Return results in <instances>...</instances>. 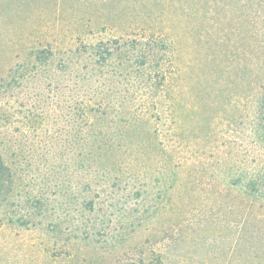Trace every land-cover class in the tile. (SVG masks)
Listing matches in <instances>:
<instances>
[{"label":"rangeland","instance_id":"374dc122","mask_svg":"<svg viewBox=\"0 0 264 264\" xmlns=\"http://www.w3.org/2000/svg\"><path fill=\"white\" fill-rule=\"evenodd\" d=\"M28 1L20 7L0 0V71L25 63L27 46L56 43V62L70 65L61 73L64 83H82L96 71L78 48L126 33L168 46L178 71L159 98L153 97L152 111L137 105L130 115L114 111L109 118L111 134L122 135L127 147L119 153L126 168L106 182L97 174L95 181L105 183L98 188L94 171L81 162L86 146L78 144L70 125L73 87L40 98L44 115L26 123L30 130L20 141L17 193L24 202L13 203L12 197L0 208V264H133L142 244L156 259L161 252L162 264H264V256L249 257L262 244L248 230L243 211L238 215L234 208L238 151L244 155L249 145L243 123L251 103L248 81L264 80V73L249 77L244 70L256 32L264 50V21L253 22L262 11L255 15L249 0ZM237 72L243 86L235 81ZM135 86L128 90L140 102L143 90ZM15 100L17 95L4 105L11 118L22 120ZM86 112L94 117L92 102ZM151 114L162 140L158 147L148 135L145 119ZM127 118L132 121L124 127ZM131 142L138 144L135 155ZM35 198L44 210L40 203L32 206ZM8 221L10 226H2ZM33 222L39 229L31 228ZM52 226L57 242L45 259L32 244ZM239 236L240 251L234 245Z\"/></svg>","mask_w":264,"mask_h":264},{"label":"trees","instance_id":"16d2710c","mask_svg":"<svg viewBox=\"0 0 264 264\" xmlns=\"http://www.w3.org/2000/svg\"><path fill=\"white\" fill-rule=\"evenodd\" d=\"M3 1L9 3L16 1L18 6L22 5V0ZM26 2L29 1L24 0V5ZM249 2L255 15L262 11L260 15L254 17L253 22L257 24L264 21V0H249ZM260 36V33L256 32L255 41L250 44L252 58L247 70L244 69L249 77L264 73V50L258 48L260 46L256 40ZM37 39L36 37L35 40ZM35 43L36 41L32 42V44ZM47 45L48 47L27 46L25 63L16 62L0 71V208L6 206L12 197H17L13 203L24 202L21 194L17 193L20 187L18 170L21 158H23L21 157L23 148L20 141L22 142L21 138H25L26 133L30 130L26 123L35 122V117L44 113V107L39 102L41 97L46 96L52 99L61 91V86L64 88L73 87V101L70 100L68 104V107L72 108L70 125L79 138L78 144H84L87 149V156H84L81 162L85 163L86 168L94 171L93 181H95L96 175L100 174L104 176L103 180L106 182L112 177L113 172L122 170L121 167L126 168V160L120 158L119 153L123 156L127 148L125 143L120 141L122 135L115 134L118 138L115 140L116 138L111 134L112 126L109 124V118L114 111H120L121 113L116 112L118 115L123 113L130 115L133 111H137V105H141V110L152 111L149 106L155 104L153 97L159 98L158 95L167 88L173 73L178 71V68L176 71L175 61L170 56L168 46H159L160 44L152 36L137 34L132 37V33H126L117 38L89 42L78 48L77 51L87 55L91 69L96 71V74L93 78L84 77L82 83L77 80L69 84L64 83L65 78H61V73L70 69L69 62L61 60L57 63L55 52L58 45L56 43ZM68 51L71 50L68 48ZM235 81L238 86L244 85L241 72H237ZM257 81H248L251 103L243 123L247 130L249 145L244 155L242 151H238V156H240L238 174L236 173L237 178L234 180V191L238 200V204L234 206L236 214L240 215L243 211L242 217L247 220L248 230L258 243L262 244V247L254 246L252 248V256H249L252 259L264 256V252L260 251V249L264 251V80ZM133 83L142 87L140 102H136L128 90V88L136 87ZM15 95L19 98V100H15V110L22 113V120L11 118L13 112L10 111V108L7 109V106L10 105V97ZM238 95L240 99L241 94L238 93ZM88 101L92 102L95 112L92 118L86 112ZM145 120L151 143L156 147L162 145L158 128L152 122V114ZM15 121L21 122V124L13 127ZM129 121L131 122L132 119L127 118L124 127L128 126L126 124ZM13 128H17L16 131H19L20 134H16ZM16 135H20V140ZM16 144L19 154L16 152ZM127 145L134 149L133 154L135 155L138 144L131 142ZM81 155L78 153V156ZM85 161H88L89 165ZM90 173L93 174L92 171ZM95 185L94 188H98L105 183L99 184L95 181ZM137 195L139 198L143 194L138 192ZM26 199V206L30 208L29 199ZM37 199L32 201V206L35 203L34 205L38 207L36 204L40 203L38 208L41 211L44 210L43 203ZM26 210L29 212L28 209ZM244 210H248L246 215ZM9 223L11 222L8 221L2 226H10ZM31 225L32 229H39L38 222H33ZM52 227L45 228L43 237L37 243L32 244L33 247L43 251L42 256L45 259L52 256V245L57 242L56 236L50 234L55 231L54 226ZM234 245L235 249L236 246L239 247V251L243 247L240 236ZM141 246L140 251L134 255L133 264H157L156 261H159L158 264H162V260L159 258L161 252L156 255L158 257L156 259L155 251L147 252L148 250L144 248L143 244ZM242 258L240 255L239 259Z\"/></svg>","mask_w":264,"mask_h":264}]
</instances>
